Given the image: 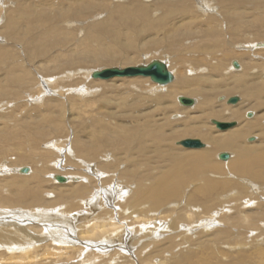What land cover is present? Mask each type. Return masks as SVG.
<instances>
[{"label": "rangeland", "instance_id": "rangeland-1", "mask_svg": "<svg viewBox=\"0 0 264 264\" xmlns=\"http://www.w3.org/2000/svg\"><path fill=\"white\" fill-rule=\"evenodd\" d=\"M202 5L208 7L209 10L212 9V11L202 9ZM44 16L49 17L45 22L43 21ZM238 19L240 22L237 21ZM131 20L133 22L137 20L138 26L132 25ZM120 22L122 23V29L119 28L118 23ZM263 26L264 0H228L227 3H223V0H1L0 191L3 192L5 189L8 190L9 194L12 192L10 191L13 188L10 186L12 184H20L22 180L28 182L29 179L31 181L29 180L28 183L34 182L32 177L45 167L46 173L41 176L44 181L41 189L49 202L55 201L53 197L57 194L69 196L68 194L77 187L76 182L79 178L71 180V176H83L81 178L84 179L92 177L86 170L87 162L94 167H98V162L101 163L102 160L107 159L108 163L115 164V166L113 165L115 169L111 172L114 174L115 179L118 178L122 186L126 189L129 188L130 192L132 190L131 193H133L136 180L129 173L137 171L141 176H152L150 178L153 180L159 176H165L167 170L171 167L172 154L179 156L185 152H190V149L180 145L183 140H200L206 145L204 148L206 149L208 143L201 138L193 136H183L181 138V135H179L178 130L187 125L186 116L195 115L194 110H192L193 107L182 106L177 101L178 97L166 100L165 104H160L156 100L159 96L168 97L175 91L179 76H181L179 70L185 71L189 79L196 81V85L200 84L204 88L213 89L216 85L222 87L226 83L232 84L235 80L241 79L244 77L242 70L245 64L251 63L254 65L255 69L251 71L249 83L263 87L262 97L255 102L261 103L262 107L257 111H248L246 113L247 118L245 116L240 123L232 119L222 121L213 118H209L207 123L212 126L211 120L213 119L222 122L235 121L237 126L243 125L246 120L253 119L248 117L259 112L258 116H262L261 125L264 128V48L248 50V47H246V45L262 44L264 42ZM139 30L141 35L138 38H141L138 39L135 34ZM44 31L52 33V35H48L49 40L47 36L44 39L40 36ZM120 31L123 35L117 39L115 36ZM92 36L101 37L99 41L94 42L91 46L99 49H95L94 53L103 52L107 55L114 54L116 56H120V53L121 55L126 53V56L138 61V64L129 66L147 65L149 61L155 59L166 62L168 66L170 65L171 72L175 73L173 74L174 82L165 87H158L149 78L145 77H123L110 80L92 79L90 77L91 72L111 67L120 68V66H105L107 63L98 65L86 62L85 65L79 63L83 56L90 55L87 53L86 46L89 44L87 39L92 38ZM81 44L86 49L82 48ZM101 45H106V48L100 49V47H103ZM39 52L41 53L39 54ZM249 56L250 59L245 60ZM146 58L149 59L148 62H145L148 60ZM79 59L81 60L79 61ZM217 59H221V62ZM122 60L120 61L125 62L127 58ZM186 60L191 61L193 70L201 71L204 69L205 72L193 74L186 71L184 68ZM212 60L215 62H212ZM232 62H237L242 70L240 72L234 71L231 68ZM72 63L78 65L72 66ZM122 65L121 67H123ZM217 66L221 68L219 71H215ZM186 69L189 70L190 68ZM88 73H91L90 76L87 75ZM253 73L255 76L252 75ZM209 77L211 79H206ZM51 79H54V84L49 87L46 80ZM220 91V94L213 97L215 105H219L220 97L229 99L238 96L240 98L238 104H230L228 107L225 103H220V105L222 104L223 108L225 106V108L230 107V109H241L244 102L241 94H226L223 90ZM40 95H43L42 101H37L36 99H41ZM178 96L199 101L197 96L185 92L178 94ZM176 109H187L192 113H172V110ZM170 123L172 124L170 125ZM144 126L150 130L160 128V131L163 129L162 126H166L164 134L170 139L165 137L160 149L153 146L152 139H146L148 151L144 155L136 148L140 137L136 138L135 136L131 145L133 149L127 148L126 153H117L118 155H113L111 152L106 153V150L99 157L101 159L95 162L97 159H94L93 155L95 156L99 147L102 148L106 144L105 141L120 143L122 142V134L125 132V134H128V132L129 134L136 133L145 128ZM212 127L215 133L225 132L218 130L214 125ZM261 134L259 131L250 135V137L248 136L244 143L253 144L254 149L264 148V137H261ZM31 136L33 141L30 140ZM251 138H253L252 142ZM56 141L63 146V152L59 154L52 150L48 152V145ZM80 151L83 152L84 156ZM89 151L90 153H88ZM85 153L92 154L90 158H93V160H90L89 155ZM220 153H227L230 158L233 156V151H221ZM47 155L51 157L48 161H57L56 167L49 163L46 164L42 156ZM31 156H34V159ZM56 156L58 160H56ZM74 156L76 158L81 157L83 159L81 161H85V164L81 165V162H79L80 165H78L74 161ZM39 158L42 160L41 164L35 163ZM213 159L216 162H223L217 156ZM140 162L142 163L140 164ZM3 165L11 170L9 174L4 172L3 168L6 167ZM227 166H224L223 170L229 172L224 175L214 172L213 174L206 173L208 176L204 175L218 180L220 186L224 188L223 191L222 189L215 190L214 195L209 198V201L212 200L210 203L212 207L210 204L208 207L212 208V212L215 214L212 215L211 211L207 215L205 212H202L205 214L196 213L195 211L199 212L201 210L192 208L193 206H187L189 195L201 186L200 180L191 183L193 179H190L189 185L181 191L180 199L178 201H176L177 199L172 200L163 205L159 212L152 211L150 213L152 218L149 220L143 218L138 220L136 218L135 224L130 220L122 224L119 222L120 224L116 227H121L123 230L127 229L129 232L132 231L130 237L133 238V241H130L127 245V250H122V248L116 246L111 250L109 249L108 254L116 253L110 264H141L150 260L153 264H161V262L163 264H264V258L261 260L257 258V255L261 252L264 255V183L249 177L235 176ZM18 168L20 170L28 168L30 173L33 171L32 174H35L31 178H29L30 176L19 177L20 170L18 171ZM143 170H146L145 173ZM126 171H129V173L124 176L123 173ZM53 173L57 174L56 176L66 178L67 183L55 181L67 186L58 188L56 185V187L55 184L57 183H53L51 178ZM11 178L13 181H11ZM19 179L21 180L19 181ZM87 180H84L85 185H88ZM80 181L82 180L80 179ZM54 204L56 205L54 208L60 214L59 216L67 218L66 225L70 228L73 227L72 224L75 222L73 220L77 215L84 213L83 209H85L84 207L78 209L82 211L80 214L75 211L76 215L74 212H71L72 214L69 212L73 209L68 210L69 204ZM54 208H51V210ZM106 209H111V207H106ZM118 210L120 209L116 211L117 218L121 212ZM186 210L190 212L185 213L186 216L178 220L180 221L178 228L170 226L172 221L183 216ZM96 213L98 212L96 211ZM156 214V217L162 223H159L154 217ZM197 214L202 218L199 219V217L196 221L205 220L204 222H207L205 226L199 222L196 224L188 223L189 220L196 219ZM242 215H247V220L238 222L237 219L241 218ZM235 218H237V224L233 222L236 221L233 220ZM144 223L145 225H143ZM141 226H147V228H152L158 232L155 236L151 234L152 238L146 235L141 236L140 234H145L144 230L141 231ZM80 229V224H77L73 231L75 239L79 238ZM140 241L141 244H139ZM92 242L96 241L92 240ZM44 243L45 245L50 243V246L55 245L51 238L39 245L44 246ZM49 258H51L49 261L46 260L47 262L42 263L79 264L77 258L62 262L56 260V256H49ZM2 263L7 264L1 261ZM96 263H100V261H96Z\"/></svg>", "mask_w": 264, "mask_h": 264}, {"label": "bare ground", "instance_id": "bare-ground-1", "mask_svg": "<svg viewBox=\"0 0 264 264\" xmlns=\"http://www.w3.org/2000/svg\"><path fill=\"white\" fill-rule=\"evenodd\" d=\"M226 1L228 2V0H223V3H227ZM120 2L122 3V1H120ZM110 4H112V3H110ZM127 4H129V3L127 2ZM206 5H209V4H206ZM117 7H119V6H117ZM201 8L205 9V10L206 9L209 10L208 7H205V5H202ZM210 11H212V9H210L209 12ZM112 13H114V12H112ZM114 17H116V16H114ZM26 19H28V17H26ZM48 19H49L48 16H44L43 21L45 22ZM110 20H112V19H110ZM131 21L133 22V20H131ZM136 21H134L131 24L137 27L138 21L137 22ZM237 21H239V19ZM239 22H236V23L238 24ZM241 23H242V21H241ZM118 24L120 26L119 28H121L122 23L120 22ZM139 26H140V24H139ZM253 26H254V24H253ZM255 26H256V24H255ZM136 29H138V28H136ZM244 29H243V31H244ZM133 30H134V28H133ZM259 30H261V29H259ZM48 35H52V33L44 31L40 36H42L43 37L42 39H44V37H46V36L48 37ZM116 35L117 36H115V37L117 39H119L120 36L123 34H121V31H120ZM140 35H141V32L139 30V32H136L135 37L138 38V36H140ZM256 35H258V34L256 33ZM261 36H260V38H261ZM254 37L256 38V36H254ZM49 38L50 37H48V40H49ZM100 38L101 37H98V36H92V38L90 37L89 39H87L88 40L87 42L89 43L86 46L87 49L85 48V46L83 47L81 44L82 48H85L86 50H88L87 53H89L90 55L89 56H83L82 60L79 59V61L81 60L79 63H84V65H85V62L88 64L91 63L93 65H98L100 63H103V64L107 63V65H105V66H113V67L114 66H120V68H119L120 70L127 69L128 68L127 66H129V65L138 64V61H135V59H133L129 56H126V53L122 54V55L120 53L119 54L120 56H116L114 54L113 55L112 54L107 55V53H103V52L102 53L101 52L94 53L96 51L95 49H98V48H95V47L92 48L91 46H92V44H94V42L99 41ZM123 38L125 39L124 36H123ZM139 38H141V37H139ZM257 38H258V36H257ZM107 41H109V40H107ZM134 41H135V39H134ZM82 42H83V40H82ZM251 42H252V40H251ZM131 43H133V42H131ZM113 44H115V43H113ZM101 46H103V47H100V49L106 48L105 47L106 45H101ZM246 47H248V50H255V49H259V48H264V42L262 44L246 45ZM40 53L41 52H39V54ZM208 56H209V54H208ZM240 56H243V55H240ZM225 57H227V56H225ZM121 58L124 60L127 58V60L125 62H122L123 60ZM146 59H148V58H146ZM182 59H184V58H182ZM249 59H250V56L246 57L245 60H249ZM120 60H122V61H120ZM217 60H219V59H217ZM119 61H120V63H119ZM148 61H149V59L145 62H148ZM153 61L154 60L149 61V63H147V65H149ZM182 61H185V60H182ZM213 61L214 60H212V62ZM161 62H163V61H161ZM190 62L191 61L189 60L185 63L186 66H184V68L186 71H190V73H193V74L194 73L200 74V72H203V71L205 72V70L203 68H202L203 70H201V71H197L195 68H194L195 70H193V68H191L192 64ZM77 63L76 64L72 63L71 65L77 66L78 65ZM208 63H210V62H208ZM217 64H219V63H217ZM236 64L238 65V67L235 66ZM121 65L123 67H121ZM147 65H140V66H147ZM231 65H232L231 68H233V70L236 72H240L242 70L237 62H232ZM169 66L167 65L168 71L171 74H175V73H172L173 71L171 72V70L169 69ZM129 67H135V66H129ZM188 67L190 68L189 70L186 69ZM219 67L217 66L215 71H219L221 69ZM231 68H229V69H231ZM254 69H255V67L251 63L245 64V67L243 68L244 71L242 70V72H244L243 73L244 77H242L239 80H235V82H233L232 84L226 83V85L222 86V87H221V85L220 86L216 85L213 89L204 88L200 84L196 85L197 84L196 81L189 79L187 77V74L185 73V71L179 70L180 71L179 74H181V76H179V79L177 82L178 84L176 85L175 91L174 92L172 91L173 93L171 95H169L168 97L159 96L156 100H158L160 104H163V103L165 104L166 100L168 101V99H171L173 97H178L177 101L179 102V99L181 97L178 96V94L183 93V92L188 93L192 96H197L199 101L198 102L196 101L194 106H186V105L179 103L182 106L193 107L192 110H194L195 115H193L191 117L189 115H187L186 116V120H187L186 124L187 125L182 126L184 128L180 129L178 131H179V135H181V138L183 136L198 137V138H201L202 140L206 141L208 143V147L206 149L201 148L204 150H200L197 148L184 147V148L190 149V152H185L184 154L179 155V156H175L172 154V156H171L172 162L170 164L171 167L167 170L166 175L154 178L155 180L150 178L152 176H150V177H144L145 175L141 176L137 171L135 173H129V171H126L125 173H123L124 176H127L129 173L130 175L132 174L136 180L135 181L136 186H135V189H133V193H131L132 190L130 192L129 188H127V189L124 188V186H122L121 182H119L118 178L115 179L114 174L111 173L115 169V167H114L115 164L108 163L106 161L107 159L105 161L102 160L101 163L98 162L99 168L96 166L94 167V166H92V164H88V162H87L86 163V170L88 171V173L91 174V176H92V177H90L91 179L89 177H86V176H85L86 177L85 179L81 178L83 176H80V177L79 176H71L70 177L71 180H74L75 178L76 179L79 178V180L77 182L75 181L78 184L77 187H75V189L73 191L71 190L72 192L70 194H68L69 196H66L63 194H57L55 197H53V198H55V201H51V202H49V199H47L43 195V190L41 189L42 185L44 184V181L41 178V176H42V174L46 173L45 172L46 168L44 167L45 170L43 169V170L39 171L36 175H34L35 173L32 174L33 171L30 173L29 169H28V173H23V170L26 168H22L21 170H20V168H18L17 170L18 171L20 170V172H21V173L19 172V177L30 176L29 178H31V176L34 175L32 177L34 182L28 183L30 179L29 180L27 179L28 182L25 180L20 181L21 179H19L20 184H14L13 185L12 184L13 182L11 183L12 185L9 184L11 187H13L10 190V191H12L11 193L8 194V190H5V189H4V191H6V192L3 191L4 193L2 191H0V264H1V261H3L4 263L6 262L7 264H43L44 261H46V260L49 261L51 259V258H49V256L50 257L56 256L57 257L56 260L61 261V262L62 261H68L69 259L73 260L72 258H77V260L79 259L78 260L79 264H110V261L115 258L116 253L108 254L107 253L108 250L109 249L111 250L115 246L122 248V250L123 249L127 250V248H128L127 245L130 243V241H133V238L130 237V233H132V231L129 232V230H127V229L123 230L121 227H116V226L118 224H120V223L122 224L128 220L134 222V221H136V218L138 220L141 218L149 220L150 218H152V216L150 214V213H152V211L159 212L160 209L162 208V206L167 204L168 202H170L172 200H176V199H177L176 201H178L181 197V195H180L181 191L189 185L190 179H193V181H191V183L194 181L196 182V181L200 180L201 186H199L197 189H195L196 191H193L189 195L188 200H187L189 202V204L187 206H193L192 208H196V209L199 208L201 211H199V212L195 211V212L201 213V214L206 213V215L209 214L210 211L212 212V208L208 207V205L212 202V200L209 201V198L214 195L213 192L215 190L217 191L219 189H222V191L224 190V188H222V186H220V183L218 180H214V179H211L209 177H205L207 174H210V173L213 174V172H214V173H217L219 175H224V174L228 173L229 171L226 172L225 170H223V167L228 165L227 166L228 169L235 176L249 177V178H252L254 180L261 181L262 183H264V148L259 147V148L254 149L253 144L248 145V144H250L249 142H248V144L244 143V140L248 136L250 137V135H252L256 132H259V131H260V133H262L261 137H264V128L261 125L262 116L261 117L258 116L259 112L258 113L256 112V114L254 116L248 117V118H253L252 120H249V121L246 120L243 125L241 124V125H238L237 127L235 126L236 128L226 130L225 132L215 133V132H213V127H212L213 126V123H212L213 119H218V120H222V121L232 119V120L238 121L240 123L243 120V118H245V116L247 115L246 113L248 111H251V110L257 111V109L262 107L261 103L258 102L259 103L258 104L255 102H257V100L262 97V95H263L262 88L263 87L261 85H258V84L256 85L253 83L254 85H251L249 83V77L251 76L250 75L251 71L252 70L254 71ZM91 73H88L87 75L90 76ZM188 75H190V74H188ZM252 75H254V73ZM203 76H205V75H203ZM136 77H141V76H136ZM113 78L115 79V78H123V77H113ZM113 78H111V79H113ZM129 78H132V77H129ZM145 78H149L150 81H152L150 77H145ZM138 79H140V78H138ZM138 79H136V80H138ZM206 79H211V78L209 77ZM99 80H101V79H99ZM174 80H175V78H174ZM115 81H118V80H115ZM122 81H124V80H122ZM46 82L49 84L48 86L50 87L51 84L52 85L54 84V79L46 80ZM229 82H231V81H229ZM153 83L156 84L155 82H153ZM156 85L158 87H165V86H161L158 84H156ZM193 85H196V86H193ZM157 86H154V87H157ZM206 87H207V85H206ZM55 88H57V86H55ZM220 90H223L224 93H226V94H228V93H230V94H232V93L241 94L243 96V99H244V102L241 105V109H235V108L230 109V107L225 108V106L223 108L221 106L223 103L227 104V107H228V105H230V104H228V100H227L228 98H224V97L219 98L220 103H222L221 105H220V103H219V105L218 104L215 105L214 104L215 100L213 99V97H214V95L216 96V94H220L219 93V92H221ZM55 91H54V93H55ZM57 92L59 93V91H57ZM42 96L43 95H40L41 99H36V100L42 101ZM234 97H238V96H234ZM239 101H240V98H239ZM38 104H39V102H38ZM232 105H236V104H232ZM243 112H245V113H243ZM172 113H178V114H182V113L186 114L187 113V114H189V113H192V111L189 112V111H187V109H176V110H172ZM252 113H254V112H252ZM263 117H264V115H263ZM209 118L210 119L213 118L211 120L212 126L210 124H209L210 125L209 126L207 123ZM246 118H247V116H246ZM171 124L172 123H170V125ZM165 127L166 126H162L163 129H161V131H160V128L158 130L157 129H154V130L151 129L152 130L151 131L150 129L145 127V128L140 129V131H138L136 133L129 134V132H128V134H125L126 133L125 132L121 136L122 142L119 141L120 143H118V142L117 143H114V142L108 143L109 141H107V142L105 141L106 144L102 148L99 147L97 152L95 153V156L93 155V157H95L94 159H97L95 162H97V161H99V159H101L99 157L101 156V154L103 155L104 151H106V150H107L106 153L111 152L113 155H116L117 153H121V152L126 153L127 148L133 149L131 147V145L134 142L135 136H136V138L140 137V139H138L139 143H138V146H136V148L142 154L145 155L148 151V148L146 147V142H145L146 139L147 140L152 139L154 142L153 146L157 149H160V148H162L161 144L164 143V138L166 137V138L170 139V137H168L166 134H164L165 133L164 129L166 130ZM142 131H143V134H142ZM139 135H141V136H139ZM252 139L253 138H251V142H252ZM30 140H32V136L30 137ZM194 140H197V139H194ZM263 141H264V138H263ZM59 143L60 142H58V141L52 142L50 144L48 143L49 145H48L47 151L49 152L50 150H52L53 152H55L57 154L62 153L63 152V149H62L63 146L59 145ZM149 144H150V142H149ZM89 149H90V147H89ZM132 151H134V150H132ZM221 151H230V152L233 151V156L230 158V160L228 159V161L227 160L226 161L222 160L223 162L214 161L213 158L215 156H217V158L220 159V156H221L220 152ZM92 152H94V151H92ZM77 153H79V152H77ZM81 153L83 155V152H81ZM88 153H90V151ZM106 153H105V155H106ZM45 154H46V152H45ZM222 154H224V153H222ZM90 155H92V154H90ZM90 155H89V158H90ZM26 157H28V156H26ZM31 157L33 158L34 156H31ZM74 157H75L74 161L77 162L78 165H80L79 162H81V165L85 164V161H83V162L81 161L83 159L80 156L79 157L81 159L76 158V156H74ZM107 157H108V155H107ZM42 158L45 159L46 164L49 163V164H52L53 166L56 167L57 161H55V160L52 162L48 161L49 158H51L48 155L42 156ZM17 159L19 160V158H17ZM56 160H58V157L56 158ZM87 160H88V158H87ZM90 160H93V158H90ZM145 160H147V159H145ZM24 162H25V160H24ZM40 162H42L41 158H39L38 161L36 160L35 163L41 164ZM142 162H140V164ZM144 165L146 166V163ZM53 166H51V167H53ZM58 166L60 167V165H58ZM4 167H6V166H4ZM3 169H4V172L7 174H9L11 171L7 167L3 168ZM144 171H146V170H143V172ZM186 171H188V172H186ZM158 173H161V172H158ZM20 174H27V175H20ZM53 174H55V173H53ZM53 174L51 177L52 181H53V183H57L58 182L56 180L57 174H55V175H53ZM61 174H63V173H61ZM105 175H107V176H105ZM55 176H56V178H55ZM128 177H130V176H128ZM128 177H126V178H128ZM18 178H16V179H18ZM87 178H88V180H87ZM130 178H132V177H130ZM229 178H230V176H229ZM80 179L82 181H80ZM44 180H45V178H44ZM84 180L88 181V185L87 184L85 185ZM8 181H9V179H8ZM11 181H13L12 178H11ZM129 181H130V179H129ZM17 182H18V180H17ZM59 183H62V182H59ZM59 183L55 184V186L57 185L58 188L60 186L62 188L67 186V185H61ZM65 183H67V181ZM51 195H53V194H51ZM235 200L237 201V199H235ZM236 201H234V202H236ZM54 203H56V204H63L64 203L63 205L69 204L68 210H71L73 208L71 211H69L70 213L71 212L75 213V211H76V213L79 212L78 214H80L82 210L79 211L78 209L84 207L85 208V209H83L84 213H81V215H77L75 213L77 215V217L75 216L76 218H75V220H73L75 222H73V224H72L73 227L70 228L66 225L67 224L66 223L67 218L64 216H59L60 214L57 213V209L54 208L56 206ZM210 206H211V204H210ZM106 207L107 208L111 207V209H106ZM51 208H54V209L51 210ZM60 208H61V206H60ZM117 209H120L118 211H121L120 216H119L120 218L116 217ZM213 209H215V208L213 207ZM96 211L98 213H96ZM192 211H193V209H192ZM189 212H190L189 210L184 211V215L180 216L178 218H175L172 221L170 226H172L173 228H178V226L180 225V221H178V220H180L181 217L184 218V216H186L185 213L188 214ZM202 212H205V213H202ZM213 214H215V213L212 212V215ZM127 215H129V216L126 217ZM156 216H157V214L154 217H156ZM187 217H189V216H187ZM199 217H200V215L197 214L196 219H194L192 221L189 220L188 223L189 224H191V223L196 224L199 222L201 225L203 224V226H205L207 223V222H204L205 220L204 221H201V220L196 221L197 218H199ZM201 218L202 217H200L199 219H201ZM247 218H248L247 215H242L241 218H238V219L235 218L233 220L237 219L238 222H240L241 220H244V221L247 220ZM156 219L159 221V223L161 222L158 217H156ZM186 219H188V218H186ZM190 219H192V218H190ZM237 220L233 221L234 224L238 223ZM71 221H72V219H71ZM182 221H184V220L182 219ZM241 222H243V221H241ZM77 224H80V226H81L80 231L81 232L79 233L80 234L79 238L75 239V237L73 235V233H74L73 231H74V228ZM134 224H135V222H134ZM143 225H145V223ZM143 230L145 231V234H140V235L141 236L146 235L147 237L150 236V238H152L151 234L155 236V234L158 232L152 228L151 229L147 228V226H141V231H143ZM134 234H135V232H134ZM50 238H51L52 242H54L53 244H55V245L50 246L49 245L50 243L48 245H47V243H46V245L44 243V246L39 245L40 243L47 242ZM143 238H146V237H143ZM92 240L96 241V242H92ZM139 244H141V241L139 242ZM37 245H39V246H37ZM46 257H48V258H46ZM257 258L260 260L263 259L264 258L263 252L258 254ZM36 260H39V261H36ZM54 261H55V259H54ZM96 261H100V263H96ZM8 262H10V263H8ZM203 262H204V259H203ZM141 264H153V262L150 260L149 262H145V263L143 262ZM161 264H163V263L161 262Z\"/></svg>", "mask_w": 264, "mask_h": 264}, {"label": "water", "instance_id": "water-1", "mask_svg": "<svg viewBox=\"0 0 264 264\" xmlns=\"http://www.w3.org/2000/svg\"><path fill=\"white\" fill-rule=\"evenodd\" d=\"M238 67V65H235ZM150 77L153 82L161 86H167L174 82V75L168 71L166 62H161L159 60H154L147 66H135L128 67L127 69L120 70L119 68H105L103 70H97L92 72L91 77L93 79L110 80L113 77ZM179 102L186 106H194L196 100L192 98H187L182 96ZM239 102V97H231L228 99V104H237ZM213 125L220 131H226L237 126L235 121L233 122H222L218 120L212 121ZM180 145L188 148H205V144L200 140L186 139L180 142ZM230 155L227 153L221 154V160H228ZM23 173H28V168L23 170ZM58 182H66L67 179L61 176H57Z\"/></svg>", "mask_w": 264, "mask_h": 264}]
</instances>
